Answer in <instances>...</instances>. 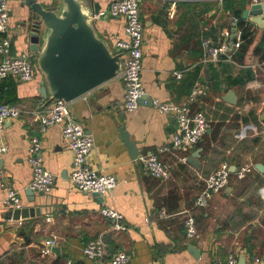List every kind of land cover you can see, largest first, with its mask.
<instances>
[{
	"label": "crops",
	"instance_id": "obj_1",
	"mask_svg": "<svg viewBox=\"0 0 264 264\" xmlns=\"http://www.w3.org/2000/svg\"><path fill=\"white\" fill-rule=\"evenodd\" d=\"M38 1L47 6L55 3ZM95 1L105 12L114 0ZM250 5L251 0L141 1L145 96L138 110H124L121 76L69 104L73 119L94 137L87 165L117 178L116 187L101 196L102 202L94 193L80 191L71 180L73 153L61 125L40 132L39 123L29 113L6 122L0 133V144L7 147L0 154V183L4 184L0 188V264H101L83 257V247L97 238L107 248L104 264H110L119 251L131 256L129 264H215L231 253L237 255L238 264L243 257L246 264L255 259L264 264V61L255 51L264 38V28L242 18ZM7 7L13 52L31 56L30 29L37 21L25 0H7ZM234 18L243 20L253 32L244 58L238 60L237 52L232 59L223 56L218 63L204 62L202 41L219 46L222 32L233 30ZM95 26L114 50L118 41L127 39L122 17L98 19ZM176 71L184 72L181 79L175 77ZM197 83L209 87L208 94L193 106L205 112L210 122L207 134L188 152L177 150L162 156L171 167L168 180L148 176L141 156L168 145L176 130L174 117L159 112L154 101L182 103ZM41 87L42 75L36 65L32 81L0 80V105H16L26 112L44 107ZM230 92L236 95L235 104L226 100ZM245 128L258 133L237 137ZM121 130L136 142L139 157H132ZM35 135L41 138L42 156L54 175V186L49 194L34 192L31 202L28 155ZM197 151L200 155L194 167L188 159ZM224 162L232 170L227 187L208 208L194 210L205 179ZM241 165L253 166L245 179L236 175ZM8 188L20 195L23 208L38 207L41 216L7 218L9 210L1 200ZM103 208L122 216L119 229L116 221L101 214ZM193 210L198 235L188 239L184 220ZM48 240H55L52 249L59 247L58 255L52 249L43 254ZM190 245L199 250L198 257L190 252Z\"/></svg>",
	"mask_w": 264,
	"mask_h": 264
},
{
	"label": "built area",
	"instance_id": "obj_2",
	"mask_svg": "<svg viewBox=\"0 0 264 264\" xmlns=\"http://www.w3.org/2000/svg\"><path fill=\"white\" fill-rule=\"evenodd\" d=\"M142 0H114L107 11L95 15L94 19L119 18L125 20V34L127 39L116 43V51L122 53L124 59V70L121 78L124 83L125 93L123 108L128 113L138 110L140 100L145 96L142 83L143 72V33L144 25L140 16V3ZM224 1V0H220ZM253 3H262L261 0H251ZM225 29L222 32V42L219 46H213L211 41L203 40L204 62L218 63L222 57L232 59L239 51L243 43V29L240 26V19H233V29ZM0 80L14 78L19 82H29L34 79L35 64L28 53H14L12 38L10 35V19L7 0H0ZM183 71H176L175 77L181 79ZM209 87L206 84L197 83L188 98L182 103L160 102L155 100L156 109L168 115H172L176 122V130L168 145L159 147L153 152L141 156L144 172L153 178L166 181L170 178V165L162 159V156L172 151L188 152L195 147L207 134L210 122L202 109L193 106L201 97L208 94ZM25 113H29L38 123L40 132H45L49 127L62 126L64 139L68 148L73 153V170L71 180L82 192L98 193L101 196L109 194L117 185V178L113 175L104 174L90 168L87 163V156L93 149L94 137L87 133L78 121L73 119L69 104L64 101L53 102L48 107H40L26 112L23 108L10 105H0V133L3 132L8 120L18 119ZM257 130L245 128L237 132V137L246 138L256 135ZM42 141L38 135L31 139L28 162L32 168V179L30 189L39 194H49L53 191L54 175L46 168L42 156ZM7 152L5 144H0V154ZM186 157L182 160L186 161ZM253 170L251 165H241L236 169L239 179H245ZM232 170L226 162L205 179L204 186L200 190L195 203L194 210H203L210 206L215 195L225 189L229 183ZM4 187V184L0 183ZM1 203L9 211L22 209L23 203L20 195L13 189L8 188L7 194L2 198ZM189 211L184 220L186 235L188 239H194L198 235L195 212ZM166 214L165 211L162 212ZM101 214L116 221V228L119 229L122 216L110 209L103 208ZM56 245L55 240L46 241L43 254H49L52 247ZM107 248L101 238L89 241L83 247V257L91 262L104 264L107 258ZM131 256L125 251L115 253L110 264H129ZM260 259H255L253 264H259ZM67 264H72L69 261ZM215 264H238L237 255L229 254L225 259L218 260Z\"/></svg>",
	"mask_w": 264,
	"mask_h": 264
},
{
	"label": "water",
	"instance_id": "obj_3",
	"mask_svg": "<svg viewBox=\"0 0 264 264\" xmlns=\"http://www.w3.org/2000/svg\"><path fill=\"white\" fill-rule=\"evenodd\" d=\"M37 23L30 29L31 57L42 75L40 95L45 101L44 107L56 101L72 103L105 83L121 76L124 70L122 53L114 50L108 41L101 38L95 26V15L101 11L95 0H55L47 6L38 0H25ZM244 20L264 28V3H253L245 9ZM235 28L232 30L234 33ZM236 95L230 92L226 100L236 103ZM143 100H140V103ZM122 140L132 152V157H139L136 142L130 139L125 130H121ZM199 151L189 157L188 162L197 167ZM256 168L261 170V165ZM34 202L32 190L27 192ZM99 202L102 197L94 193ZM41 216L38 207H25L7 213V218L14 220ZM190 252L197 256L199 250L193 245ZM57 255L59 247L52 249ZM241 264H246L243 257Z\"/></svg>",
	"mask_w": 264,
	"mask_h": 264
},
{
	"label": "trees",
	"instance_id": "obj_4",
	"mask_svg": "<svg viewBox=\"0 0 264 264\" xmlns=\"http://www.w3.org/2000/svg\"><path fill=\"white\" fill-rule=\"evenodd\" d=\"M240 26L243 29V43L237 53L238 60L244 58L245 54L247 53V51L249 50L250 46L253 43V32L250 30V27L246 26L243 20H240ZM255 51L256 54H261V60L264 61V38L261 41V43L256 47Z\"/></svg>",
	"mask_w": 264,
	"mask_h": 264
}]
</instances>
